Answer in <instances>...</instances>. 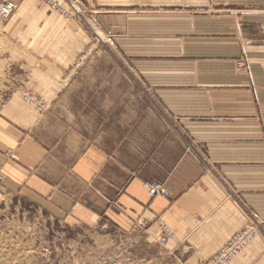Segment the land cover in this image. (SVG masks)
<instances>
[{
	"label": "crops",
	"instance_id": "0c3cea01",
	"mask_svg": "<svg viewBox=\"0 0 264 264\" xmlns=\"http://www.w3.org/2000/svg\"><path fill=\"white\" fill-rule=\"evenodd\" d=\"M11 1L17 8L1 34L32 62L20 65V86L0 107V187L56 217L149 242L168 229L164 249L195 264L255 219L253 238L229 264H264V0L218 1L233 7L225 12L168 10L169 0H94L117 33L158 22L189 77L183 90L158 93L169 123L160 137L133 134L134 124L124 133L115 115L113 134L104 127L97 143L83 146L54 133L52 107L36 109L23 95L46 105L58 97L85 31L41 0ZM156 2L163 7L147 8ZM149 181L165 183L169 196L150 197Z\"/></svg>",
	"mask_w": 264,
	"mask_h": 264
},
{
	"label": "rangeland",
	"instance_id": "374dc122",
	"mask_svg": "<svg viewBox=\"0 0 264 264\" xmlns=\"http://www.w3.org/2000/svg\"><path fill=\"white\" fill-rule=\"evenodd\" d=\"M218 1L169 0L164 8L221 12L233 8ZM162 7L156 2L147 8ZM82 9L73 18L53 13L72 21L74 29L86 35L75 40L74 63L62 74L60 94L49 105L28 95H23L25 101L36 109L52 107L54 133H64L80 146L97 143L104 127L113 134L115 115L123 121L124 133L129 134L127 125L134 124L138 132L133 134L160 137L169 123L158 93L183 90L189 77L173 35L158 22L139 34H120L108 20L99 19L94 0H82ZM7 19L0 18V107L20 86L24 69L20 65L32 62L15 41L2 36ZM0 264L195 263L162 244L112 226L56 217L33 197L0 187ZM199 264L214 263L210 259Z\"/></svg>",
	"mask_w": 264,
	"mask_h": 264
},
{
	"label": "built area",
	"instance_id": "2783aa9c",
	"mask_svg": "<svg viewBox=\"0 0 264 264\" xmlns=\"http://www.w3.org/2000/svg\"><path fill=\"white\" fill-rule=\"evenodd\" d=\"M45 3L50 11L62 15L67 18H73L81 15L82 0H64V4L58 0H41ZM17 8V4L11 0H0V18L5 19L10 16ZM41 107H43L41 105ZM148 195L155 197L162 195L169 196L167 186L163 182L149 181L144 182ZM256 227V220L247 223L240 231L234 233L228 241L218 250V252L212 256L211 261L214 264H229V262L251 241L254 235ZM164 236H161L158 240L159 244H164L166 237L171 234L168 229H165Z\"/></svg>",
	"mask_w": 264,
	"mask_h": 264
}]
</instances>
